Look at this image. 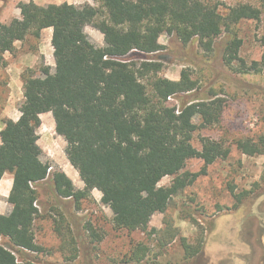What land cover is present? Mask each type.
Instances as JSON below:
<instances>
[{
    "label": "trees",
    "instance_id": "1",
    "mask_svg": "<svg viewBox=\"0 0 264 264\" xmlns=\"http://www.w3.org/2000/svg\"><path fill=\"white\" fill-rule=\"evenodd\" d=\"M92 1L99 6L21 2V18L0 22V66L17 42L38 37L46 29L53 30L56 64L54 73L43 66L41 77L33 71L24 74L21 116L6 120L0 133V182L5 174L14 175L8 198L12 212L0 214V264H29L3 240L26 257L27 252L44 251L35 233L41 212L35 186L50 177L39 145L44 113H52L56 133L67 143L66 156L85 185L77 190L73 180L59 171L52 177L57 195L79 204L94 190L100 191L119 231L147 232L153 216L165 213L174 196L205 175L208 166L230 155L221 141L204 137L201 149L192 142L197 130L222 123L225 99L212 92L208 99L180 109L169 105L170 98L198 90V81L189 69L179 80L163 78L159 76L163 64L145 56L165 49L160 43L163 33L184 46L197 41L211 54L222 31L232 34L244 21H261L264 0H259L261 7L246 3L228 7L215 0ZM97 25L104 34V47H97L85 31ZM242 44L237 36L230 40L225 64L234 70L239 63L237 72L243 74L263 72L264 59L248 65L240 57ZM135 52L137 57L128 59ZM138 57L140 61H134ZM237 147L248 156L264 155V136L258 141L240 140ZM192 159L204 161L201 172L185 170ZM165 177L174 179L159 187ZM93 235L97 237L94 231ZM184 247L189 257L199 253L186 243ZM148 251L137 245L127 262H142Z\"/></svg>",
    "mask_w": 264,
    "mask_h": 264
},
{
    "label": "rangeland",
    "instance_id": "2",
    "mask_svg": "<svg viewBox=\"0 0 264 264\" xmlns=\"http://www.w3.org/2000/svg\"><path fill=\"white\" fill-rule=\"evenodd\" d=\"M30 1L42 6L65 2L99 6L92 0H0V22L9 24L21 18L18 5ZM215 1L228 7L240 3L261 7L259 0ZM85 31L97 47L105 46L98 25L88 26ZM233 31L235 35L221 32L211 54H206L197 41L184 46L163 33L160 43L165 49L145 56L163 64L159 73L163 78L179 80L181 72L189 69L198 81V90L169 99V105L180 109L186 103L208 99L212 92L225 99L222 123L197 130L192 142L201 149L204 137L221 141L231 151L227 159L208 166L205 175L174 196L165 213L153 216L147 232L119 231L113 226V212L103 204L100 191L94 190L79 204L57 195L53 175L73 165L65 153L66 141L56 133L52 113H44V126L39 133L41 159L49 166L50 177L35 186L41 211L35 233L44 251L27 252L26 257L7 240L3 244L29 264H264V155L248 156L237 147L240 140L258 141L264 136V71L243 74L237 72L239 63L232 70L224 62L226 47L235 36L242 39L240 57L248 65L264 59V14L261 21H244ZM52 34V29H46L38 37L30 35L26 41L16 43L12 54H5L6 64L0 66V133L6 120L16 121L21 116L24 74L33 71L41 77L43 66L55 72ZM136 54L128 59L136 58ZM196 122L199 124L200 120ZM204 165L203 160L192 159L185 170L198 173ZM73 169L70 177L76 189L83 190L81 174ZM173 179L165 177L159 187L169 186ZM9 205L12 207L7 200L0 203V208L4 210ZM184 243L199 253L189 257ZM139 244L148 247L147 256L140 263L127 262V256Z\"/></svg>",
    "mask_w": 264,
    "mask_h": 264
},
{
    "label": "crops",
    "instance_id": "3",
    "mask_svg": "<svg viewBox=\"0 0 264 264\" xmlns=\"http://www.w3.org/2000/svg\"><path fill=\"white\" fill-rule=\"evenodd\" d=\"M42 118V117H41ZM17 121V120H16ZM44 126V123L42 124V127ZM55 126V125H54ZM42 127L39 130H42ZM41 134V133H40ZM1 142V141H0ZM39 145L41 146V139L39 140ZM42 148V147H41ZM65 173L70 177L71 175H74V169L73 167L70 165L66 166L64 169ZM71 178V177H70ZM73 180V179H72ZM13 182H14V175L11 173H7L5 174V176L3 177V179L0 182V203H5L8 198L9 195L12 191L13 188ZM12 212V207L9 205V207H7L6 209L2 210L0 208V214L3 215H9Z\"/></svg>",
    "mask_w": 264,
    "mask_h": 264
},
{
    "label": "built area",
    "instance_id": "4",
    "mask_svg": "<svg viewBox=\"0 0 264 264\" xmlns=\"http://www.w3.org/2000/svg\"><path fill=\"white\" fill-rule=\"evenodd\" d=\"M171 99V98H170Z\"/></svg>",
    "mask_w": 264,
    "mask_h": 264
}]
</instances>
